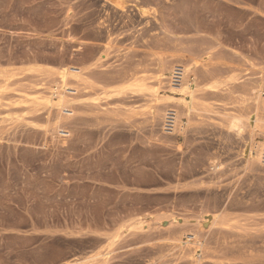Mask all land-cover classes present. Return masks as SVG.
<instances>
[{
    "label": "rangeland",
    "instance_id": "1",
    "mask_svg": "<svg viewBox=\"0 0 264 264\" xmlns=\"http://www.w3.org/2000/svg\"><path fill=\"white\" fill-rule=\"evenodd\" d=\"M110 4L0 0L3 74L49 97L58 67L84 62L115 92L85 97L76 128L53 140L47 98L1 109L0 264H188L172 238L191 226L201 264H264V165L248 161L250 145L264 143L261 130L249 139L251 89L264 82V0ZM163 56L182 61L168 77L193 61L200 90L171 135L163 120L176 108L152 119L151 97L132 79L153 86Z\"/></svg>",
    "mask_w": 264,
    "mask_h": 264
},
{
    "label": "bare ground",
    "instance_id": "2",
    "mask_svg": "<svg viewBox=\"0 0 264 264\" xmlns=\"http://www.w3.org/2000/svg\"><path fill=\"white\" fill-rule=\"evenodd\" d=\"M110 1L114 3L112 5L115 8L119 7L121 4H119V0ZM122 11L124 12V10ZM119 12L121 11L119 10ZM176 62L182 63V61H180V58L177 60V58L175 59V56H163L157 60L156 77L154 78L153 86L145 83V80L142 78L133 76L132 79L133 88H136L139 91L148 92V95L151 97L150 102L153 103L151 106V109L153 110V112H151V118L160 119L163 109H165V107H170L171 105H173L178 113L177 115L175 111L176 127L177 129H180V117L187 116L189 112L193 111V108L191 109V104L192 106H195L197 104L199 98L198 93L200 90L199 81L197 82V79L195 80L194 77L193 79H191V74L195 73V69L193 71V67H191L194 65L193 61H189L192 63L186 62L185 66L187 68L184 67L185 75L182 84L176 88L170 84V77H168L167 74L172 67L171 65ZM75 65L78 66V69L76 70H73L70 66L67 67V65L58 67L57 70L59 71V73L56 82H50L46 89L48 91L49 97L34 96L30 93L31 85L28 86L23 84L24 79L17 78L13 74L5 75L0 71V114L2 113V110L7 106L24 107L25 105L28 108L32 105L34 106L38 104L41 98H49L48 100L46 99L48 113L47 120L45 121L47 124L46 134L47 132L50 133L53 140L54 138L58 139L59 133L64 130H66L65 132L67 133L73 131L77 126L75 117L77 116V114H81V112L85 111V108H87V104L84 102L85 100L83 101L85 97L93 96L97 88L102 92V94L115 93L106 91L105 89L107 86L104 87V90L102 86L98 87V84L95 81L96 78H94L89 68L87 67L89 65L86 66L84 62L75 63ZM71 71H75V74H72ZM194 75L196 74H193V76ZM191 81H193L194 83H191ZM68 91H71L74 94L69 95ZM162 93L164 95H162ZM167 93H170V95H167ZM250 96V100L252 101L254 109L257 112L256 118L254 120V126L250 131L251 136L249 139H253L256 130H261L260 134L264 136V128L260 127L261 122L264 124L263 81H260L259 84H256L255 87L251 89ZM186 97H189L191 99V103L186 100ZM234 120L236 122H231L232 126H236V123H239V120L237 118H234ZM252 141L253 140H251V142ZM261 150V145H250V154H254L255 156L251 157V159L249 160L247 159L249 161V164L253 166L257 165L261 161ZM186 232L192 233L193 241L190 243L180 244V237ZM199 235H201L200 232H198L197 229L191 226L180 229L174 234L172 238V241L177 244L176 248H178V253L180 255L187 257L192 256L188 264H201L200 260L202 254L199 256H196L195 254V252L198 251H205V245L202 243L201 239L199 238L201 236Z\"/></svg>",
    "mask_w": 264,
    "mask_h": 264
},
{
    "label": "built area",
    "instance_id": "3",
    "mask_svg": "<svg viewBox=\"0 0 264 264\" xmlns=\"http://www.w3.org/2000/svg\"><path fill=\"white\" fill-rule=\"evenodd\" d=\"M184 75H185V70L182 66L180 65L174 66L170 75V84L175 88L179 87L183 82ZM162 128L166 135H171L175 131L176 120H175V111L173 109H168V111L166 112L164 116ZM67 134L68 133L63 132L62 137L63 138L68 137ZM261 161L262 164L264 165V143L262 145V150H261Z\"/></svg>",
    "mask_w": 264,
    "mask_h": 264
}]
</instances>
